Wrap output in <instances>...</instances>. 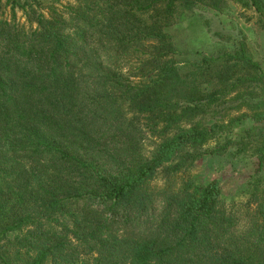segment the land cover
I'll return each instance as SVG.
<instances>
[{"label": "trees", "instance_id": "obj_1", "mask_svg": "<svg viewBox=\"0 0 264 264\" xmlns=\"http://www.w3.org/2000/svg\"><path fill=\"white\" fill-rule=\"evenodd\" d=\"M227 2L264 29V0H4L0 264H264L261 176L227 206L188 174L208 142L264 160V69ZM197 10L212 52L171 31Z\"/></svg>", "mask_w": 264, "mask_h": 264}, {"label": "rangeland", "instance_id": "obj_2", "mask_svg": "<svg viewBox=\"0 0 264 264\" xmlns=\"http://www.w3.org/2000/svg\"><path fill=\"white\" fill-rule=\"evenodd\" d=\"M32 1V0H28ZM38 8H43L50 3L54 5H63L71 0H36ZM223 22V25L238 33V36L244 40L248 54L256 60L264 69V29H261L254 22V15L248 9L242 6L227 2V5L220 12H216ZM0 16L9 18V10L4 5V0H0ZM177 25L172 27V33L179 44V47H187L202 52L214 51L219 41L216 40L203 26L202 20L208 17L204 10H197L188 14ZM15 18L17 22L28 25L21 11H16ZM247 18V21L244 19ZM234 33V34H235ZM237 101H232L231 104ZM240 113L249 114V109L240 107L239 110L230 108V116H238ZM251 126L248 119H239L233 123V134H237L242 128ZM232 134V133H231ZM232 136V135H231ZM155 139L147 136L142 144L145 149H150ZM213 147V142H208L202 147L200 157L192 163L188 174L194 180L200 183H214L219 187L220 200L227 206H237L243 203L249 196V181L253 176L260 175L264 184V160L257 169V161L250 146L242 152H236L234 147H230L222 153H207L203 150H209ZM158 185L161 181L154 180ZM264 187V185H263Z\"/></svg>", "mask_w": 264, "mask_h": 264}]
</instances>
